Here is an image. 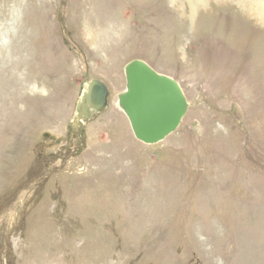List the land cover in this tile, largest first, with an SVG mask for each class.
<instances>
[{
    "label": "rangeland",
    "instance_id": "obj_1",
    "mask_svg": "<svg viewBox=\"0 0 264 264\" xmlns=\"http://www.w3.org/2000/svg\"><path fill=\"white\" fill-rule=\"evenodd\" d=\"M260 4L0 0V264H264ZM133 59L187 101L156 144L118 106Z\"/></svg>",
    "mask_w": 264,
    "mask_h": 264
},
{
    "label": "water",
    "instance_id": "obj_2",
    "mask_svg": "<svg viewBox=\"0 0 264 264\" xmlns=\"http://www.w3.org/2000/svg\"><path fill=\"white\" fill-rule=\"evenodd\" d=\"M125 76L126 90L118 95V103L128 117L135 137L146 144L163 140L178 127L187 109L179 84L138 59L125 66ZM107 97V87L98 79H90L77 103L70 127L81 124L79 118L87 109L96 113L102 111L107 106ZM85 118L89 119V116ZM44 137L59 141L49 133H44Z\"/></svg>",
    "mask_w": 264,
    "mask_h": 264
},
{
    "label": "bare ground",
    "instance_id": "obj_3",
    "mask_svg": "<svg viewBox=\"0 0 264 264\" xmlns=\"http://www.w3.org/2000/svg\"><path fill=\"white\" fill-rule=\"evenodd\" d=\"M256 1V0H255ZM259 1V3H261L260 5H261V8H262V10L264 11V0H258ZM256 3V2H255ZM195 4H197V0H195ZM261 11V10H260ZM91 27H89V26H87V28H86V33H87V36L90 38V39H92L91 38ZM94 38H95V36H94ZM153 69V68H152ZM154 70V69H153ZM157 72V71H156ZM181 88V87H180ZM182 90V89H181ZM183 93V92H182ZM183 96H184V94H183ZM185 97V96H184ZM91 108H89V109H87V111L79 118V120L82 118V117H85L86 115H88L89 117H91V115L92 114H94V113H96V112H94V110H90ZM105 109V108H104ZM94 112V113H93ZM101 112V111H100ZM183 118V117H182ZM182 120V119H181Z\"/></svg>",
    "mask_w": 264,
    "mask_h": 264
}]
</instances>
